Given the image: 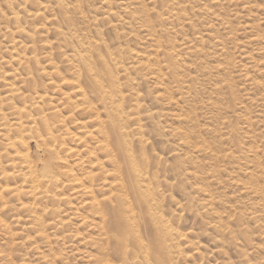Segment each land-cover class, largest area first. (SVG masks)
I'll use <instances>...</instances> for the list:
<instances>
[{"label": "rangeland", "instance_id": "1", "mask_svg": "<svg viewBox=\"0 0 264 264\" xmlns=\"http://www.w3.org/2000/svg\"><path fill=\"white\" fill-rule=\"evenodd\" d=\"M22 1L0 0V82L6 80L25 96L12 101L14 106L29 107L27 111L32 118L23 120L26 121L25 127L29 126V121L36 120L40 125L44 115H47L45 118L51 128L48 126L47 130L42 126L26 139L25 151L30 157L31 167L18 163V167H23L18 169L20 172L35 171L37 181L32 184L19 180L8 182L11 188H21L24 194L31 191L33 184L40 185L38 191L42 194L36 200L24 194L22 198L8 193L2 198L0 196V264H99L97 258L103 256L100 249L107 241L105 235L110 234L106 225L110 219L108 210L111 211L116 205L114 194L117 190V194L122 193L117 185L119 180L123 181V187L128 183H124L127 175L122 169L125 161L122 154L117 152L112 135L105 141H109L115 154L111 148L108 150L110 153L102 148L100 150V142L104 140L101 132L105 130L103 127L109 111L105 109V103L99 101L98 91L91 86V79L85 76L84 67H80V71L78 67L74 68L78 66L75 61L67 62V56L73 55L71 52L78 48L77 45L97 41L105 45H100L98 50L96 48L95 54L100 53L106 58L110 55L119 58L121 55L125 59L120 68L113 69L122 91L126 95L137 92L140 99L128 96L124 107L128 115L140 113L143 131H148L147 134L145 132L146 146L142 145L144 148L141 149V145L134 143L133 150L139 160L148 158L150 165L145 169L148 171V167L161 181L156 188L163 194L160 208L162 214L178 232L190 233L188 238L180 242L181 255L172 260L174 264H264V0H182L184 3L180 0H60L61 3H67L65 7L69 6L66 10L57 6L58 0H25L29 2V11L36 12L40 8L42 13L41 18L28 20L24 25L28 30L38 29L33 41L37 47L34 55L40 62L36 65L33 61L25 65V68L10 61L15 50L11 43L13 38L7 34L16 27L8 18L12 12H20ZM130 15L136 19V24L135 21L130 22ZM66 19L71 20L68 22L70 24L66 23ZM144 25L149 26L144 29ZM39 28L43 29L39 31ZM60 32L63 33L59 35ZM73 33L77 38L70 36ZM75 40L78 43L80 40V43ZM46 41L51 43V47L41 49V44ZM21 42L28 46L34 43L26 39H21ZM185 42L195 46L196 52L193 55H188L183 49ZM17 49L23 51L19 46ZM132 51L140 53L138 60H129ZM28 52V57H32L31 52ZM136 61L142 67L138 72L130 70ZM42 65L46 71L48 69L47 72L42 71ZM15 71L18 73L16 75L21 74L22 77L17 76L15 79ZM23 78L30 81L23 84ZM64 80H73L76 87L73 89L64 84ZM105 80L102 79L104 84L107 82ZM78 83L86 91V97L90 96V99L85 97L87 100L83 98L85 102L79 101L82 96L78 95ZM8 92L9 89L0 83L1 96L4 97ZM9 108L10 105L0 104V112L7 115L5 120L0 119L1 134L15 121ZM146 114H151L153 119L144 120ZM101 122L104 123L101 125ZM134 122H137L136 118L133 120L129 117L127 125L130 132L138 129ZM166 131L171 133H164ZM116 155L120 156L119 159ZM0 156V185L3 186L6 180L2 173L12 172L7 165L14 153L6 149L2 139ZM116 166L121 172L116 170ZM18 170L15 172L19 173ZM112 173L115 178L118 176L116 180L106 177L109 175L112 178ZM50 180L51 183L48 182ZM104 181L108 182L105 188ZM236 184L244 185L241 188ZM91 185L97 194L84 195V188ZM114 186L119 187L114 190ZM244 186L252 188V194L249 195ZM100 189L103 191L98 192ZM198 189H206L207 194L210 193L208 196L216 199L213 206L215 209L211 212L213 214L215 211L213 216L199 210V204L208 199ZM125 192L131 209L139 213V203L134 201L135 196L128 188ZM93 203L102 212L92 209ZM24 206L32 207L33 210L24 212ZM250 206L259 210V214L249 209ZM256 214L259 217L262 215L260 221L255 220L258 218ZM252 215H256L255 218ZM220 217L222 225L227 229L223 227L220 230L222 232H216L213 227L220 224ZM41 233L44 237L40 236ZM112 256L109 258L111 264H121L117 256ZM168 259L171 258L168 256Z\"/></svg>", "mask_w": 264, "mask_h": 264}, {"label": "bare ground", "instance_id": "2", "mask_svg": "<svg viewBox=\"0 0 264 264\" xmlns=\"http://www.w3.org/2000/svg\"><path fill=\"white\" fill-rule=\"evenodd\" d=\"M56 1V0H55ZM164 1V0H163ZM167 1V0H166ZM169 1V0H168ZM172 1V0H171ZM182 1V0H180ZM187 1V0H186ZM192 1V0H191ZM230 1V0H229ZM21 2V1H20ZM34 2V1H33ZM57 2V6L59 5V7H61V10H66V9H69L68 7H65V3H61L62 1L58 0L56 1ZM178 2V1H177ZM175 2V4L177 3ZM183 2V1H182ZM181 2V3H182ZM217 2V1H216ZM221 2V1H220ZM231 2V1H230ZM9 6H12V4L10 2H7ZM156 3V2H155ZM153 3V5L155 4ZM166 3V2H165ZM184 3V2H183ZM192 3V2H190ZM222 3V2H221ZM244 3V2H243ZM76 4V3H75ZM180 4V2H179ZM29 5V2L23 0L22 1V9H20V12H12L11 15L9 16L8 20L10 22H12L16 27L14 28L13 32L10 30L9 35H11L12 37L10 38H13L12 40V44L14 45L13 49L15 51L12 52V57L10 58L11 62H15L17 63L18 66H20L21 68L24 67L25 68V65L29 64V63H32L34 61V63L36 65H38L40 62L38 60H36L35 58V55L34 53L37 52V47L35 46V42L33 41V39L35 38V35L38 33L37 30L38 29H32V30H28L27 27H25L24 25L28 22V20H35L37 18H39L42 13H41V10L40 8L36 10V12H31L27 9ZM36 5V2L35 4ZM71 5V4H70ZM172 5V4H171ZM203 5V4H202ZM209 5V4H208ZM211 5V4H210ZM213 5V4H212ZM222 5V4H221ZM225 5V4H224ZM241 5V4H240ZM167 6V4H166ZM72 7V6H71ZM182 6H180V9H181ZM190 7V6H189ZM194 7V5H193ZM200 7V6H199ZM210 7V6H209ZM217 7V6H216ZM79 8V7H78ZM152 8V7H151ZM155 9V7H153ZM170 8V7H169ZM172 8V6H171ZM243 8V7H241ZM250 8V7H249ZM31 9V8H30ZM43 9V8H41ZM44 9H46L44 7ZM49 9V7H48ZM75 9V8H74ZM162 9V8H161ZM163 9H164V6H163ZM178 9V8H177ZM191 9V8H189ZM187 9V10H189ZM199 9V8H198ZM208 9V8H207ZM206 9V11H207ZM22 10V11H21ZM168 10V9H167ZM192 10V9H191ZM203 10V9H202ZM211 10V9H210ZM45 11V10H44ZM142 11V10H141ZM170 11V10H169ZM184 11V10H183ZM186 11V10H185ZM200 11V10H199ZM209 11V10H208ZM246 11V10H244ZM69 12V10H68ZM72 12V11H71ZM166 12V11H165ZM192 12H195V11H192ZM211 12V11H210ZM144 13V12H143ZM160 13V11H159ZM251 13V12H250ZM66 14H67V11H66ZM161 14V13H160ZM164 14V13H163ZM166 14V13H165ZM198 14V13H197ZM213 14V13H212ZM263 14V13H262ZM148 15V14H147ZM152 15V14H151ZM154 15V14H153ZM186 15V14H184ZM211 15V14H210ZM215 15V14H214ZM164 16V15H163ZM194 16V15H193ZM156 17V16H155ZM159 17V16H157ZM177 17V16H176ZM179 17V16H178ZM198 17V16H197ZM41 18V17H40ZM172 18V17H171ZM154 19V18H153ZM159 19V18H158ZM168 19V18H166ZM178 18H176L177 20ZM185 19V18H184ZM191 19V18H190ZM130 22L132 23V21H135V24L137 23L136 22V19L130 15V18H129ZM163 20V19H162ZM65 21V20H64ZM67 21V19H66ZM71 20L67 21L66 23L67 24H70L68 22H70ZM139 21V20H138ZM158 21V20H157ZM161 21V20H159ZM195 21V20H194ZM223 21V20H222ZM144 22V21H143ZM168 22V21H167ZM180 22V21H179ZM190 22V21H188ZM193 22V20L191 21ZM190 22V23H191ZM226 22V21H225ZM127 24H129L128 22H126ZM161 23V22H160ZM189 23V24H190ZM222 24V23H220ZM143 25V23H142ZM167 26H169V24H166ZM228 25V24H227ZM149 26V25H148ZM147 25H144L142 27L145 28H148ZM183 26V25H182ZM190 26V25H189ZM188 26V27H189ZM197 26V25H196ZM231 26V25H230ZM141 27V28H142ZM154 27V26H153ZM152 27V28H153ZM158 27V26H157ZM161 27V26H160ZM193 27V26H192ZM224 27V26H223ZM227 27V26H226ZM248 27V26H247ZM134 28V26H133ZM165 28V27H164ZM168 28V27H167ZM173 28V27H172ZM182 28V27H181ZM194 28V27H193ZM252 29V27H250ZM40 29L42 30L43 28H39V31ZM136 29V28H135ZM140 29V27H139ZM228 29V28H227ZM149 30V29H148ZM164 30V29H163ZM171 30V29H170ZM169 30V32H170ZM175 30V29H174ZM187 30V29H186ZM211 30V29H210ZM58 31V30H56ZM226 31V30H225ZM77 32V31H76ZM163 32V31H162ZM61 33L63 32H60L59 35H61ZM79 33V32H77ZM167 33V31H166ZM183 33V32H182ZM69 34V33H68ZM68 34H67V37H68ZM149 34V32H148ZM147 34V35H148ZM173 34V33H172ZM72 35L76 37V34L73 33V34H70V36ZM146 35V36H147ZM160 35V34H159ZM180 35V34H179ZM17 36V38H16ZM143 36V35H142ZM176 36V35H175ZM182 36V35H181ZM186 36V35H185ZM71 37V38H72ZM79 37V36H78ZM142 38H145V37H142ZM150 38V37H149ZM158 38V37H157ZM175 38V37H174ZM16 39H18L19 41H16ZM21 39H26L28 41H31L33 43L32 46H28V45H23V42H21ZM62 39V38H61ZM68 39V38H67ZM172 39V38H171ZM190 39V38H189ZM260 39V38H259ZM38 40V39H37ZM69 40V39H68ZM144 40V39H143ZM142 40V41H143ZM156 40V39H155ZM186 40V39H185ZM258 40V39H257ZM65 41V40H64ZM77 43L78 41L75 40ZM141 41V42H142ZM170 41V40H169ZM75 42V43H76ZM101 43H103V41H100ZM136 42V41H134ZM138 42V41H137ZM147 42V41H145ZM168 42V41H167ZM178 42V41H177ZM190 42V41H189ZM189 42H185L184 45V48L189 54H192L194 52H196V48L195 46H190ZM256 42V41H255ZM70 43L71 40H70ZM74 43V42H73ZM79 43H80V40H79ZM78 43V44H79ZM157 43V41H156ZM179 43V42H178ZM257 43V42H256ZM255 43V44H256ZM261 43V42H260ZM69 44V43H68ZM104 44V43H103ZM103 44H100L99 41L97 42H88V43H84V44H79L77 45L78 48L76 47L75 49L73 48V46H71L74 50H72L71 53H73V55L70 57L67 56V62H72V61H75L78 66H74L75 69H77L76 67H78L80 69V67H84L83 69H85V76L89 77L91 80L90 81V84L91 86L97 90L96 92L99 94H97L99 96L98 97H95L96 99L98 98L99 101L101 102H104L105 103V109L107 111H109L108 113V116H107V121L105 122V126L103 127V129L105 128L104 131H102L101 133H103V138L104 140L101 141V145H100V150L102 148V150H107L106 152H109L108 150L111 148V146L108 144L107 141H105L109 135H112L114 140H115V148L117 149V152L119 151L121 154H122V157H124V161H125V165L123 163L122 165V169H124L123 172H125L124 174L127 175V180H126V176H125V182H128L127 183V186H124L123 187V181L120 179L119 183L117 185L120 186V189H122L120 192H122L121 194H117L118 193V190H117V193L114 194V201L116 203L115 206H113L111 208V211L108 210V213H109V220L106 221V225L108 226V232L110 234H106V230L104 231L105 232V236H107V241L106 243L101 247L100 251H102V258H97V262L99 264H111L110 263V259L112 255H115L118 257V260L121 262V264H174V262L172 260L176 259L177 256L180 257L181 255V250H180V247H181V244L180 242H183L184 238H188V235H190V233H180L178 232L175 227L172 225L171 222H169L164 214H162L161 212V201H163V199H161V196L163 194H161L159 191H158V187L161 183V181H159L158 179V176L153 173H151L149 171V168L147 167L148 171L145 169L146 166H149L150 163H149V160L148 158L145 159V157L141 156V160H139L138 157H136V152H134V148H133V145L134 143H137L138 145H141V149L144 148L142 147V145L144 146L146 143H147V139H146V134L145 132L143 131V127L141 125L143 119L141 117V114L140 113H137V114H134L133 116H131V114H127L126 112V109L124 107V101H126L127 97H134L136 99H140V94H138L137 92H130V94L126 95L122 89H121V84L119 82V80L117 79V73L116 71H114V67L115 69H117L120 65L123 64V60H125L121 55L119 56V58H114L113 56L110 55V57L106 58V56H102V55H99V54H95L96 50L99 49L100 45H103ZM164 44V43H163ZM218 44V43H217ZM51 43L49 41H46L44 43L41 44L40 48L41 49H44V48H47L49 49ZM105 45V44H104ZM169 45V44H168ZM172 45V44H171ZM177 45V44H176ZM196 45V43H195ZM197 45H198V42H197ZM215 45V44H214ZM222 45V44H221ZM224 45V44H223ZM250 45V44H249ZM20 47V48H23V51L19 52V50L17 49V47ZM76 46V45H75ZM201 46V45H200ZM165 47V46H164ZM202 47V46H201ZM97 48V49H96ZM129 48V47H128ZM182 48V47H181ZM70 49V48H69ZM96 49V50H95ZM205 49V48H204ZM29 50L28 54H31L33 55L32 57H28L27 55V51ZM162 50V49H161ZM170 50V49H169ZM184 50V51H185ZM200 50V49H199ZM215 50V49H214ZM222 50V49H221ZM70 51V50H69ZM127 51V50H126ZM203 51V50H202ZM226 51V50H225ZM204 52V51H203ZM202 52V53H203ZM125 53V52H124ZM128 53V52H127ZM130 53V52H129ZM128 53V54H129ZM176 53V52H175ZM206 53V51H205ZM173 54V52H172ZM183 54V53H182ZM217 54V53H216ZM105 55V54H104ZM199 55V54H198ZM207 55V54H206ZM205 55V56H206ZM125 56V55H124ZM204 56V55H203ZM202 56V57H203ZM142 57V56H141ZM201 57V58H202ZM248 57V56H247ZM134 58L135 60L138 58H140V53L137 51V52H134L132 51L130 53V58L129 60H132ZM174 57H172L173 59ZM194 58V57H193ZM204 58V57H203ZM239 58V57H238ZM175 59V58H174ZM187 59V58H186ZM207 59V58H206ZM176 60V59H175ZM190 60V59H189ZM243 60V59H242ZM246 60V59H245ZM127 61V60H126ZM192 61V59H191ZM178 62V61H177ZM176 62V63H177ZM180 63V62H179ZM182 63V62H181ZM198 63V62H197ZM247 63V62H246ZM129 64V63H128ZM131 64V63H130ZM170 64V63H169ZM178 64V63H177ZM249 64V63H248ZM144 65V64H143ZM185 65V64H184ZM183 65V66H184ZM204 64H202L203 66ZM208 65V64H207ZM252 65V62L251 64ZM254 65V64H253ZM34 66V65H33ZM43 66V65H42ZM224 66V65H223ZM146 67V66H145ZM208 67V66H207ZM262 67V66H261ZM23 68V69H24ZM59 68V67H58ZM120 68V67H119ZM141 65L139 63H137L136 61V64H133L132 67L130 68V70L132 69V71L134 72H138L140 69H141ZM152 68V67H151ZM185 68V67H184ZM188 68V67H187ZM213 68V67H212ZM211 68V70H212ZM224 68V67H223ZM225 68H228V67H225ZM34 69V68H33ZM53 69H56L55 67ZM125 69V68H124ZM146 70V68H144ZM143 69V70H144ZM168 69V67H167ZM201 69V68H200ZM229 69V68H228ZM244 69V68H243ZM40 70V68H39ZM129 69L127 71H130ZM153 70V69H152ZM208 70V69H207ZM30 71V70H28ZM35 71V70H34ZM42 71L45 72L46 71V68H44V66L42 67ZM48 71V69H47ZM46 71V72H47ZM81 71V69H80ZM122 71V70H121ZM131 71V72H132ZM149 71H150V68H149ZM154 71V70H153ZM152 71V72H153ZM202 71V70H201ZM215 71V70H214ZM245 71V70H244ZM124 72V71H123ZM203 72V71H202ZM252 72V71H251ZM257 72V71H256ZM156 73V72H155ZM177 73V72H176ZM18 73H16L15 71V74H14V77L15 79L17 78V76H19L20 78L22 77V75H16ZM157 74L159 75V73L157 72ZM184 74V73H183ZM29 75V74H27ZM80 75V74H79ZM206 75V74H205ZM204 75V76H205ZM31 76V75H30ZM84 76V75H83ZM84 76V77H85ZM124 76V75H123ZM132 76V75H131ZM148 76V75H147ZM152 76V75H151ZM183 76V75H182ZM210 76V75H209ZM78 77V76H76ZM86 77V78H87ZM194 77V76H193ZM203 77V76H202ZM244 77V75H243ZM242 77V78H243ZM73 78V77H72ZM106 79L105 81H107L106 83L107 86H105L104 82L102 81V79ZM183 78V77H182ZM79 79H81L79 77ZM88 79V78H87ZM140 79V78H139ZM180 79V78H179ZM203 79V78H201ZM4 80V79H3ZM30 81V79H28ZM27 79L23 78L22 80V83H26L28 82ZM69 80V79H68ZM68 80H64L63 83L68 85V86H72L73 87H76V84L74 83V81H68ZM137 80V79H136ZM184 80V79H182ZM189 80V79H188ZM135 81V80H134ZM134 81H131V83L133 84ZM141 81V80H140ZM199 81V80H198ZM204 81V80H203ZM223 81V80H222ZM243 81V80H242ZM248 81V80H247ZM56 82V81H55ZM77 82V81H76ZM80 82V81H79ZM85 82V81H84ZM244 82V81H243ZM0 83H3V85L5 87H7L9 89V92L4 96L2 97L1 94H0V104L2 106L4 105H10V114L11 116L14 118V123L12 124H9L8 125V129H6L5 131H3V133L1 134L0 132V139H2L4 142H5V147L7 150H12L13 153H14V156L12 157L11 160H9V163L7 166H9L12 170V172H3V178L6 180V185H4L3 183V186L0 185V196L1 198L3 197L4 194L8 193L9 195H12L13 197H21L23 196L24 192L21 190V188L18 189L17 188H11L9 185H8V182L11 181V180H19L20 182L22 183H26L27 182H30V184L32 183H35L37 180L36 179V172L33 171V170H30V172L28 173H23V170L20 172L18 169L21 168V167H18V163H21V164H26L27 166L31 167V160H30V157L28 156V153L25 151V148L27 146V142H26V139L31 136V135H34L36 130L39 129L40 127L44 126L45 128H47L49 126V122L48 120L45 118V116L47 115H44V118L40 121V125H38V122L37 120L36 121H29V126L25 127V122L23 120L25 119H28L30 116L28 114V111H27V108L25 107H18V106H14V103L12 101H16L17 99L19 98H23L25 96H23V93L20 91V89H17L14 85H12L11 83L7 82L6 80L5 81H1ZM136 83V82H135ZM197 83V82H196ZM199 83V82H198ZM201 83V82H200ZM53 84V83H52ZM79 84V83H78ZM87 85V83H86ZM131 85V84H130ZM203 85V84H201ZM224 85V84H223ZM222 85V86H223ZM29 86V85H28ZM54 86V85H53ZM135 86V84H134ZM137 86V85H136ZM180 88H181V85H179ZM186 86V85H184ZM200 86V85H199ZM204 86V85H203ZM209 86V85H208ZM250 86V85H249ZM177 87V86H175ZM30 88V86H29ZM77 88L80 89V93H78V95L80 94V96H82V98L79 99L80 102H85L87 99L86 98H89L90 99V96L86 97V91L84 92V89L83 87L80 86L79 84V87L77 85ZM179 88V89H180ZM190 88V87H189ZM194 88V87H193ZM226 88V87H225ZM231 88V87H230ZM233 88V87H232ZM74 89V88H73ZM76 89V88H75ZM133 89V88H132ZM186 89V88H185ZM202 89V88H201ZM125 90V89H124ZM182 90V89H181ZM203 90V89H202ZM214 90V89H213ZM220 90V89H219ZM222 90V89H221ZM195 91V90H193ZM217 91V90H216ZM78 92V91H77ZM198 92V91H197ZM234 92V91H233ZM184 93V92H183ZM95 94V93H94ZM96 95V94H95ZM86 97V98H85ZM157 97V96H156ZM85 98V99H83ZM43 99V98H41ZM235 99V98H234ZM24 100V99H23ZM78 100V99H77ZM137 100V101H138ZM163 100V99H162ZM91 101V100H90ZM141 101V100H140ZM10 102H12L13 104H10ZM88 102V101H87ZM158 102V101H157ZM9 103V104H8ZM25 103V102H24ZM129 103V102H127ZM21 104V103H20ZM23 104V103H22ZM74 104V103H73ZM79 104V103H78ZM84 104V103H82ZM210 104V103H209ZM75 105V104H74ZM26 106V105H24ZM35 106V105H34ZM80 106V105H79ZM85 106V105H84ZM230 106V105H229ZM213 107V106H212ZM218 107V106H217ZM241 107V106H240ZM216 108V107H215ZM230 108V107H229ZM217 110V109H216ZM228 111V109H227ZM209 114V113H208ZM30 115H31V112H30ZM159 115V114H158ZM99 116V115H98ZM132 117L133 120L134 118H136V121L137 122H134L137 126H138V129L135 131V132H130V127H128L127 123L129 121V117ZM146 118L144 120H150V119H153V116L151 114H146ZM162 116V115H161ZM7 118V115L4 114V112H0V119L1 120H5ZM32 118V117H30ZM158 118V117H157ZM160 118V117H159ZM34 119V118H33ZM32 119V120H33ZM260 121V120H259ZM263 122V121H262ZM104 123V122H103ZM102 122L100 123L101 125L103 124ZM156 123V122H155ZM160 123V121H159ZM179 123V122H178ZM249 123L250 120H249ZM256 125V124H255ZM261 125V124H260ZM162 126V124H161ZM229 126V124H228ZM50 127V126H49ZM163 127V126H162ZM167 127V126H166ZM51 128V127H50ZM40 130V129H39ZM48 130V128H47ZM50 130V129H49ZM159 130V129H158ZM169 130V128H168ZM172 130V128H171ZM175 130V129H174ZM49 132V131H48ZM161 132V131H160ZM166 134H169L171 133V131L168 133L167 131L164 132ZM164 134V135H166ZM177 134V133H176ZM51 135V134H50ZM77 135V134H76ZM75 135V136H76ZM173 135V134H171ZM169 136V135H168ZM177 136V135H176ZM77 137V136H76ZM148 137V136H147ZM167 137V135H166ZM230 137V136H229ZM82 138V137H81ZM112 138V137H111ZM226 138V137H225ZM231 138V137H230ZM164 139V138H163ZM227 139V138H226ZM171 140V139H170ZM229 140V139H228ZM79 141V140H78ZM112 141V140H111ZM176 141V140H175ZM227 141V140H225ZM111 144V143H110ZM182 144V143H181ZM136 145V144H135ZM178 145V144H177ZM230 145V144H229ZM146 146V145H145ZM175 146V145H174ZM180 147H184L185 145H179ZM188 147V146H186ZM191 147V146H190ZM234 147H235V144H234ZM113 148V147H112ZM111 148V149H112ZM243 148V146H242ZM110 149V150H111ZM186 149V148H185ZM184 149V150H185ZM241 149V148H240ZM248 150V149H247ZM113 151V149H112ZM116 151V150H115ZM136 151V150H135ZM141 151V150H140ZM236 151V150H235ZM143 152V151H142ZM175 152V151H174ZM237 152V151H236ZM9 153V152H8ZM7 153V154H8ZM110 153V152H109ZM145 153V152H144ZM239 153V152H238ZM261 153V152H260ZM113 154L114 151H113ZM112 156V155H111ZM115 156V155H113ZM117 156V155H116ZM145 156V155H144ZM118 159L120 156H117ZM237 157V156H236ZM251 157V156H249ZM1 158V156H0ZM63 159V158H62ZM248 159V158H247ZM117 160V158H116ZM121 160V158H120ZM251 160V159H250ZM99 161V160H98ZM231 161V158L230 160ZM240 161V160H239ZM100 162V161H99ZM114 162H115V159H114ZM117 162V161H116ZM163 162V161H161ZM233 162V161H232ZM5 163V162H4ZM118 163V162H117ZM155 164V163H154ZM163 164V163H162ZM2 165V164H0ZM117 165V164H116ZM119 168H121V165H119ZM165 166V165H164ZM25 167V166H24ZM117 167V166H116ZM157 167V166H156ZM168 167V166H167ZM23 168V167H22ZM26 168V167H25ZM251 168V167H250ZM6 169V168H5ZM32 169V168H31ZM116 169V168H115ZM177 169V168H176ZM1 170V169H0ZM18 170L19 173H16L15 171ZM117 171L118 170V167L116 169ZM115 170V171H116ZM179 170V169H178ZM183 170V169H182ZM71 171V170H70ZM114 171V170H113ZM163 171V170H162ZM180 171V170H179ZM121 172V171H119ZM249 172V171H248ZM1 173V172H0ZM92 174V173H90ZM113 174V173H112ZM116 175H118L117 173H115ZM114 175V174H113ZM183 174H181L182 176ZM261 175V174H260ZM45 176V175H44ZM109 176V175H108ZM106 175L107 178H110V179H113V180H116V177L115 178V175L111 178V177H108ZM121 177V175H119ZM185 176V175H184ZM237 176V175H236ZM251 176V175H250ZM43 177V176H42ZM99 177V176H98ZM159 177H160V174H159ZM193 177V176H192ZM235 177V176H234ZM261 177V176H260ZM53 178V177H52ZM68 178V177H67ZM100 178V177H99ZM162 178V177H161ZM212 178V177H211ZM217 178V177H216ZM249 178V177H248ZM259 178V177H258ZM38 179V178H37ZM90 179V178H89ZM106 179V178H105ZM123 179V178H122ZM167 179V178H166ZM195 179V178H194ZM198 179V178H197ZM91 180V179H90ZM93 180V179H92ZM165 180V179H164ZM219 180V179H218ZM235 180V179H234ZM45 180H43L42 182H44ZM79 181V180H78ZM81 181V180H80ZM99 181V180H98ZM1 182V181H0ZM15 182V181H14ZM32 182V183H31ZM49 183L52 182V180L48 181ZM54 182V181H53ZM97 182V181H96ZM214 182V181H212ZM216 182V180H215ZM108 183V182H107ZM105 181H104V184H103V187L106 186ZM111 183V182H109ZM163 183V182H162ZM171 183V182H170ZM90 184V183H88ZM99 184V183H97ZM156 184H158L156 186ZM254 184V183H253ZM14 185V184H13ZM22 185V184H21ZM74 185V184H73ZM77 185V184H76ZM80 185V184H79ZM101 185V184H100ZM213 185V183H212ZM223 185V184H222ZM235 185V184H234ZM236 185H239V184H236ZM241 185H244V184H241ZM239 185V186H241ZM246 185V184H245ZM252 185V184H251ZM250 185V186H251ZM255 185V184H254ZM108 186V184H107ZM119 186H114V190H116L115 188H118ZM219 186H220V183H219ZM40 185H34L32 186L31 188V191H28V192H25L24 195H29L30 197L34 198L35 200L38 199V195L42 194L38 191ZM51 187V186H50ZM84 186H82L83 188ZM102 187V186H101ZM164 187V185H163ZM245 187V186H244ZM253 187V186H251ZM105 188V187H104ZM110 188V186H109ZM108 188V189H109ZM129 189L130 192H132V194L135 196L134 197V201L135 202H138L139 203V213H135L134 211V208L131 209V206H130V201L127 200V194H126V189ZM198 188V187H197ZM239 188V187H238ZM237 188V189H238ZM242 188V186H241ZM255 188V187H254ZM85 192H84V195H95L97 193H95L96 191H94L93 189V185H91V187H85ZM168 189V188H167ZM196 189V188H195ZM245 190L249 191V195L250 193L252 194V191L250 188L248 187H245L244 188ZM40 190V189H39ZM80 190V189H79ZM83 190V189H82ZM110 190V189H109ZM112 190V189H111ZM125 190V191H124ZM162 190V189H161ZM210 190V189H209ZM43 191V190H42ZM103 189L99 190L98 192H102ZM166 191V190H165ZM195 191V190H194ZM199 192H201L202 194H205V197L208 199L206 200V202L202 203L201 205L199 204L200 208L199 210L200 211H204V213L208 214L209 216V213H210V216L214 214H211V212L215 209H213V206L216 204V199L213 198L212 196H208V193L207 194V190L205 189H198ZM197 191V193H199ZM241 191V190H240ZM251 191V192H250ZM81 192V191H80ZM108 192V191H107ZM164 192V191H163ZM196 192V191H195ZM254 192V191H253ZM260 192V191H259ZM82 193V192H81ZM106 193V192H105ZM128 193V192H127ZM247 193V192H246ZM102 194V193H101ZM110 194V193H109ZM126 194V195H125ZM131 194V193H130ZM193 194V193H192ZM207 194V195H206ZM46 195H48V193H46ZM50 195V194H49ZM107 195V194H106ZM244 195V194H243ZM51 196V195H50ZM132 196V195H131ZM200 196V195H199ZM203 196V195H201ZM47 197V196H46ZM52 197V196H51ZM133 197V196H132ZM198 197V196H197ZM244 197V196H243ZM255 197V196H254ZM261 197V196H260ZM22 198V197H21ZM43 198V197H42ZM246 198V196H245ZM55 199V198H54ZM131 199V198H130ZM262 199V198H261ZM2 200V199H0ZM17 200V199H16ZM109 200V199H108ZM167 200V199H166ZM240 200V199H239ZM57 201V199H56ZM59 201V200H58ZM96 202V200H94ZM133 201V202H134ZM93 202V201H92ZM111 202V201H110ZM132 202V200H131ZM166 202V201H165ZM90 203V202H88ZM105 203V202H104ZM130 203V204H129ZM218 203V202H217ZM221 203V201H220ZM223 203V202H222ZM247 203V202H246ZM252 203V202H251ZM6 204V203H5ZM86 204V203H85ZM89 205V204H88ZM91 205V203H90ZM107 205V204H106ZM134 205V204H133ZM138 205V204H137ZM222 205V204H221ZM252 205V204H250ZM258 205V203H257ZM262 205V204H261ZM2 206H5V205H2ZM99 206V204H98ZM193 206V205H192ZM254 207H256V204H253ZM34 207V206H33ZM92 209H97L98 211H100L97 207H96V203L94 205V203L92 204ZM108 207V206H107ZM138 207V206H137ZM31 208V209H30ZM26 207L24 206V212L27 211V212H31L33 210L32 207ZM88 208V207H86ZM105 208V207H104ZM136 208V206H135ZM192 208V207H191ZM249 208V207H248ZM5 208H3L2 210H4ZM23 209V208H22ZM138 209V208H136ZM249 209H252V210H255L253 209V207L250 206ZM261 210V207L259 208ZM248 210V209H247ZM258 210V209H257ZM21 211V209H20ZM50 211V210H49ZM96 211V210H95ZM106 211V210H105ZM138 211V210H137ZM199 211V212H200ZM245 211V210H244ZM256 211V210H255ZM102 212V211H100ZM224 212V211H223ZM253 212V211H251ZM258 211H256V213H258ZM264 212V211H263ZM262 213V212H261ZM37 214H39L37 212ZM101 214V213H100ZM103 214V213H102ZM166 214V213H165ZM200 214V213H199ZM254 214V212L252 213ZM259 214V213H258ZM42 215V214H41ZM251 215V214H250ZM249 215V216H250ZM257 215V214H256ZM255 215V216H256ZM264 215V214H263ZM51 216V215H50ZM224 216V215H223ZM255 216L252 215L253 218H255ZM262 216V215H261ZM259 217L258 215L256 217H258L257 221H260L259 219H261L262 217ZM38 217V216H37ZM246 217V216H245ZM251 217V218H252ZM100 218V217H99ZM103 219V217H101ZM226 218V217H225ZM101 219V221H103ZM41 220V219H40ZM220 220V224H217L213 227L214 230H216V232L220 231L223 229V225H222V217L219 218ZM240 220V218H239ZM251 220V219H250ZM254 220V219H252ZM262 220L264 221V217L262 218ZM261 220V222H262ZM94 221V220H93ZM222 221V222H221ZM19 222V221H18ZM83 222V221H82ZM87 222V221H86ZM89 222V221H88ZM87 222V223H88ZM95 222V221H94ZM233 222V220H232ZM20 223V222H19ZM43 223V222H42ZM102 223V222H101ZM177 223V222H176ZM86 224V223H85ZM103 225V224H102ZM101 225V226H102ZM207 225V224H206ZM242 225V224H241ZM240 225V226H241ZM260 225V224H259ZM262 226V225H261ZM143 227V229L141 228ZM211 227V226H210ZM260 226H258L259 228ZM206 228V226H205ZM212 228V227H211ZM225 228V227H224ZM237 228V226H236ZM263 228V226H262ZM92 229V228H91ZM207 229V228H206ZM227 229V228H225ZM261 229V228H260ZM264 229V228H263ZM262 229V230H263ZM46 230V229H45ZM205 230V229H204ZM236 230V229H235ZM244 230V229H243ZM232 231V230H231ZM234 231V230H233ZM36 232H37V229H36ZM215 232V233H216ZM222 232V231H220ZM237 232V231H236ZM246 232V231H245ZM242 233V232H241ZM248 233V232H247ZM246 233V234H247ZM148 235L149 236V240L146 239V236L144 237V235ZM222 234V233H221ZM226 234V233H225ZM227 234H229V231L227 232ZM238 234V233H236ZM244 234V233H243ZM245 234V235H246ZM263 234V233H262ZM44 234L41 233V237H44L43 236ZM197 235V234H196ZM219 235V234H218ZM39 236V234H38ZM221 236V235H220ZM224 237V235H222ZM241 236V235H240ZM250 236V235H248ZM247 236V238H248ZM39 237V238H41ZM48 237V236H47ZM246 237V236H245ZM38 238V239H39ZM197 238V237H196ZM235 238V237H234ZM47 239V238H45ZM194 239V238H193ZM226 239V238H225ZM240 239V238H239ZM152 240V241H151ZM182 240V241H181ZM215 242L216 239H214ZM227 240V239H226ZM237 240V239H236ZM248 240V239H247ZM38 241V240H37ZM43 241V240H42ZM220 241V240H219ZM245 241V240H244ZM249 241V240H248ZM262 241V239H261ZM91 242V241H90ZM149 242V243H148ZM235 242V241H233ZM185 243V242H184ZM220 243V242H219ZM47 244V243H46ZM103 244V243H102ZM248 244V242H247ZM250 244V243H249ZM194 245V244H193ZM220 245V244H218ZM225 245V244H224ZM83 246V245H81ZM49 247V246H48ZM93 247V246H92ZM201 248V246H199ZM221 247V246H220ZM46 248V247H45ZM88 248V247H87ZM91 248V247H90ZM242 248V247H241ZM36 249V248H35ZM43 249V248H42ZM48 249V248H47ZM68 249V248H67ZM202 249V248H201ZM262 249V248H261ZM87 250V249H86ZM241 250V249H240ZM193 251V250H192ZM223 251V250H222ZM91 252V251H90ZM209 252V251H208ZM32 253V252H31ZM30 253V255H31ZM215 253V252H214ZM219 253V252H218ZM38 254V253H37ZM206 254V253H205ZM208 254V253H207ZM220 254V253H219ZM50 255V254H49ZM81 255V254H80ZM221 255V254H220ZM251 255V254H250ZM168 256L171 258V259H168ZM176 256V257H175ZM192 256V255H191ZM200 256V255H199ZM206 256V255H205ZM223 256V255H221ZM246 256V255H245ZM38 257V256H37ZM84 257V256H83ZM82 257V258H83ZM88 257V256H87ZM113 257V256H112ZM174 257V258H173ZM196 257V255H195ZM247 258V257H246ZM67 259V258H66ZM185 259V258H184ZM189 260V259H188ZM187 260V261H188ZM191 260V259H190ZM189 260V261H190ZM256 260V259H255ZM88 261V260H87ZM92 261V260H90ZM94 261V260H93ZM89 262V261H88ZM173 262V263H172ZM249 262V261H248ZM247 262V263H248ZM251 262V261H250ZM95 263V262H94ZM184 263V262H183ZM243 263V262H242ZM246 264V263H245Z\"/></svg>", "mask_w": 264, "mask_h": 264}]
</instances>
